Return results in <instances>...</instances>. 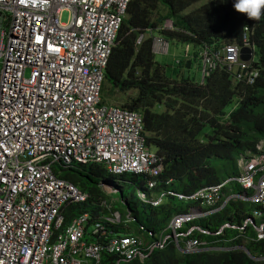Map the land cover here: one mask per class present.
<instances>
[{
	"label": "built area",
	"instance_id": "obj_1",
	"mask_svg": "<svg viewBox=\"0 0 264 264\" xmlns=\"http://www.w3.org/2000/svg\"><path fill=\"white\" fill-rule=\"evenodd\" d=\"M129 1L0 0V264H123L143 261L170 239L177 245L182 240L185 253L218 249L185 238L194 230L207 233L190 223L230 199L255 205L244 225L252 224L264 240V137L240 155L236 176L185 194L162 178L163 157L148 143L143 115L102 100L105 69ZM64 10L70 11L65 22ZM161 29H174L172 21L165 19ZM243 46L252 48L248 60L240 57ZM169 49L164 35L152 37L155 54ZM184 52L193 58L191 43ZM198 53L200 83L219 68L244 84H253L261 72L246 36L242 44L204 45ZM92 163L113 176L99 182L111 199L94 200V214L68 217L69 205L92 196L61 174ZM125 174L141 177L136 193L144 203L158 207L171 196L194 205L175 214L157 240L148 242L139 224L138 233H125L135 218L113 184ZM231 182L242 190L226 196L223 187ZM119 190L124 213L115 207ZM225 226L231 225L221 230Z\"/></svg>",
	"mask_w": 264,
	"mask_h": 264
},
{
	"label": "trees",
	"instance_id": "obj_2",
	"mask_svg": "<svg viewBox=\"0 0 264 264\" xmlns=\"http://www.w3.org/2000/svg\"><path fill=\"white\" fill-rule=\"evenodd\" d=\"M198 1L130 0L105 69L102 88L104 102H110L107 98L117 93L122 96L135 91L118 105L143 115L148 143L163 157L162 178L172 180L167 187L185 194L236 176L240 155L252 151L264 137V14L259 19H248L233 9L232 0H208L187 11ZM165 19L172 21L174 29H161ZM141 34L145 37L138 43ZM158 34L191 43L199 50L204 45L242 44L246 36L256 48L260 75L253 84H244L219 68L204 83H198L175 69L177 77L172 78L152 50V37ZM191 52L199 59L198 52ZM182 63L180 60L176 64ZM184 63L189 67L192 59ZM233 103L236 106L228 112V106ZM206 125L210 126L208 133L204 131ZM61 177L92 196L85 203L69 205L65 210L68 217L83 211L94 214L99 208L92 202L99 198L109 200L112 195L99 186L101 179L113 178L101 164L68 168ZM132 180L136 185L132 187L134 195L141 179L132 174ZM241 190L232 182L223 187L226 196ZM121 203L119 199L115 207L124 213L126 207ZM142 203L143 215L137 206L129 204L135 221L122 231L138 233V224L143 225L148 242L158 239L175 214L187 212L194 205L192 201L171 196L158 207ZM253 206L248 201L230 199L222 209L190 223L208 232L194 230L185 239H204L209 247L218 249L185 253L181 250L184 243L178 246L170 239L143 261L135 259L123 264H264V240L257 238L252 224L244 225ZM227 223L231 226L221 230ZM187 229L188 226L182 231Z\"/></svg>",
	"mask_w": 264,
	"mask_h": 264
},
{
	"label": "rangeland",
	"instance_id": "obj_3",
	"mask_svg": "<svg viewBox=\"0 0 264 264\" xmlns=\"http://www.w3.org/2000/svg\"><path fill=\"white\" fill-rule=\"evenodd\" d=\"M207 1L208 0H199L198 2L191 5L190 8L187 9V11L194 9L195 7H198L199 5H201L202 3L207 2ZM69 17H70V11L69 10H64L60 14V18L64 22L68 21ZM165 37L170 42L169 53L168 54L156 53L155 59L159 63H161L162 65H164L166 67V72L170 77L176 78L177 74L175 72V69H178L180 71L179 73H181L185 76H189L190 78H193L196 82L200 83L201 79H202V74H201L200 67H199V59L194 58V55H193L192 63L189 67H187L184 63V61L186 60L185 52H184L185 42H183L181 40L171 39L168 36H165ZM193 50L198 52L199 48L192 44L191 45V51H193ZM256 58H258V55L256 56ZM177 59L181 60L183 62L181 66L176 64ZM0 70H1V61H0ZM134 92H135L134 90H131V91L127 92L126 94H123L122 96H121V94L117 93V94L113 95L111 98H107V100H109L110 102L119 104L120 102H123L125 99H127L129 96H132L134 94ZM117 96H119L120 98L118 99ZM235 106H236V103L231 104L230 106H228L227 111L228 112L231 111ZM204 131H205V133L210 132V126L206 125ZM151 148L153 150L156 149V147L154 145H151ZM140 179H141V177H140ZM113 184H116V187L119 186L123 190V196L125 199L128 200L130 206L131 207L137 206L139 213L141 215H143V203H142V201L139 199V196L136 194V192L134 195H132V187L134 186V184H132V174H125L123 176H119L118 180L117 179L113 180ZM120 196H121L120 190L118 191V193L113 194V197L115 200H116V198L119 200ZM110 199H111V197H110ZM121 205H123V207H127L123 203H121ZM253 208H255V205L253 206ZM251 212H252V210H251ZM255 218H257L258 221L260 220L259 217H255ZM180 242L183 243L182 240ZM178 246H180V245H178Z\"/></svg>",
	"mask_w": 264,
	"mask_h": 264
},
{
	"label": "clouds",
	"instance_id": "obj_4",
	"mask_svg": "<svg viewBox=\"0 0 264 264\" xmlns=\"http://www.w3.org/2000/svg\"><path fill=\"white\" fill-rule=\"evenodd\" d=\"M232 7L248 19H259L264 14V0H232Z\"/></svg>",
	"mask_w": 264,
	"mask_h": 264
},
{
	"label": "water",
	"instance_id": "obj_5",
	"mask_svg": "<svg viewBox=\"0 0 264 264\" xmlns=\"http://www.w3.org/2000/svg\"><path fill=\"white\" fill-rule=\"evenodd\" d=\"M251 55H252V48L251 47H249V46H243L241 48V50H240V57H241V59L248 60V59H250ZM181 250L183 251V248H181Z\"/></svg>",
	"mask_w": 264,
	"mask_h": 264
},
{
	"label": "snow or ice",
	"instance_id": "obj_6",
	"mask_svg": "<svg viewBox=\"0 0 264 264\" xmlns=\"http://www.w3.org/2000/svg\"><path fill=\"white\" fill-rule=\"evenodd\" d=\"M39 39V38H38Z\"/></svg>",
	"mask_w": 264,
	"mask_h": 264
}]
</instances>
